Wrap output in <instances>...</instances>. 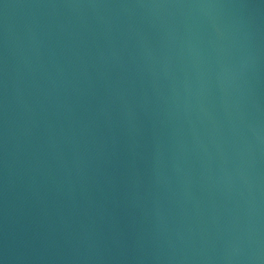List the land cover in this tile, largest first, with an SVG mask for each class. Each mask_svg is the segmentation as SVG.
Here are the masks:
<instances>
[{"label":"water","instance_id":"1","mask_svg":"<svg viewBox=\"0 0 264 264\" xmlns=\"http://www.w3.org/2000/svg\"><path fill=\"white\" fill-rule=\"evenodd\" d=\"M0 264H264V0H0Z\"/></svg>","mask_w":264,"mask_h":264}]
</instances>
